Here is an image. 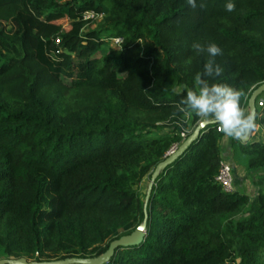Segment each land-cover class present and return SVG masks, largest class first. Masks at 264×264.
I'll list each match as a JSON object with an SVG mask.
<instances>
[{"label": "trees", "instance_id": "16d2710c", "mask_svg": "<svg viewBox=\"0 0 264 264\" xmlns=\"http://www.w3.org/2000/svg\"><path fill=\"white\" fill-rule=\"evenodd\" d=\"M200 2L0 0V257L97 255L141 223V182L200 120L178 108L208 59L194 42L222 49L223 75L206 78L247 108L264 81V0ZM217 126L156 177L143 240L103 264H264V185L252 199L215 180ZM231 140L264 167V140Z\"/></svg>", "mask_w": 264, "mask_h": 264}, {"label": "clouds", "instance_id": "9594fccd", "mask_svg": "<svg viewBox=\"0 0 264 264\" xmlns=\"http://www.w3.org/2000/svg\"><path fill=\"white\" fill-rule=\"evenodd\" d=\"M186 3L192 8L197 7V0H186ZM199 7H205L203 0ZM225 7L229 12L235 10L232 2ZM191 47L197 54L207 53L208 59L203 66V74L195 76L196 90L186 92L178 105L179 111L192 112L206 123L218 124L221 132L238 141L248 138L256 127V116L242 109L243 90L225 83H210L207 79L223 75L224 69L215 60L216 56L222 55V49L215 43L205 46L194 42Z\"/></svg>", "mask_w": 264, "mask_h": 264}, {"label": "water", "instance_id": "95a60500", "mask_svg": "<svg viewBox=\"0 0 264 264\" xmlns=\"http://www.w3.org/2000/svg\"><path fill=\"white\" fill-rule=\"evenodd\" d=\"M264 90V81L259 83L257 86L253 88L251 91L248 101L247 107L248 111L253 113L256 116V97ZM206 124L203 120H199L192 131L179 143L176 147L171 150L169 153L165 155L163 159H161L155 167L153 168L149 180L147 182V187L144 195V203H143V211L144 217L133 230L128 233H123L120 236L112 239L106 249L97 255H90V256H66L62 258H52V259H27L24 256L19 257H0V264H70V263H81V264H103L109 263L111 256L114 254V251L119 246H129L139 244L146 232L147 226V204L150 197V192L152 186L155 182L156 177L163 170L168 164L173 162L179 155L183 153V151L190 145V143L195 140L199 134L201 128ZM247 140L244 139L243 141Z\"/></svg>", "mask_w": 264, "mask_h": 264}, {"label": "rangeland", "instance_id": "374dc122", "mask_svg": "<svg viewBox=\"0 0 264 264\" xmlns=\"http://www.w3.org/2000/svg\"><path fill=\"white\" fill-rule=\"evenodd\" d=\"M108 40L109 41H107L101 49L102 53L107 51L109 48H112V46L118 47V43L116 44L112 38H108ZM260 95L264 97V90L260 93ZM253 135H255V137H253ZM256 138L264 140V127L262 124L258 127L256 125L251 135L245 141L251 142ZM231 141V137L224 134V137L221 139V154L223 157L227 158L233 166L234 188L240 191H246L250 194L251 198L254 199L257 195L258 189L264 185V167L257 168L256 170L249 168V166L246 165L249 159L248 156L244 152L240 151L236 145H233ZM148 180L149 179L147 177H144L141 182V191L144 194Z\"/></svg>", "mask_w": 264, "mask_h": 264}, {"label": "built area", "instance_id": "2783aa9c", "mask_svg": "<svg viewBox=\"0 0 264 264\" xmlns=\"http://www.w3.org/2000/svg\"><path fill=\"white\" fill-rule=\"evenodd\" d=\"M83 18L85 19H94V18H99L102 16L101 12H95L92 9H87L85 11H83ZM59 40V38H56V42ZM112 40L116 42V44L120 43L122 41V36L116 35L112 37ZM114 42V43H115ZM263 103V99L260 98L258 100V104L261 105ZM217 129H220V126H217ZM181 136L184 138L186 136V131L185 130H181L180 132ZM178 143H174L166 152L169 153L171 150H173L176 145ZM215 180L222 186V188L226 191H231L234 190V185H233V180H234V176H233V166L231 164V162L225 158V157H221V159L219 160V167L218 170L215 174Z\"/></svg>", "mask_w": 264, "mask_h": 264}, {"label": "crops", "instance_id": "0c3cea01", "mask_svg": "<svg viewBox=\"0 0 264 264\" xmlns=\"http://www.w3.org/2000/svg\"><path fill=\"white\" fill-rule=\"evenodd\" d=\"M261 98H264V97L262 96ZM244 110H245L246 113L249 112V111H248V108H245ZM200 119H201V118H200ZM201 120H202V119H201ZM258 126H260V124H258L257 127H258ZM262 129H263V128H262ZM253 137H255V135H253ZM259 139H260V138H256V140H259ZM262 140H263V139H262Z\"/></svg>", "mask_w": 264, "mask_h": 264}]
</instances>
